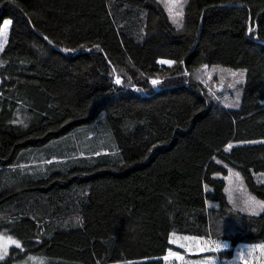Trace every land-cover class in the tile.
<instances>
[{
	"label": "trees",
	"instance_id": "1",
	"mask_svg": "<svg viewBox=\"0 0 264 264\" xmlns=\"http://www.w3.org/2000/svg\"><path fill=\"white\" fill-rule=\"evenodd\" d=\"M6 21L0 232L21 248L0 264H165L173 233L228 219L224 259L264 244L226 191L235 171L264 205V0H186L177 22L156 0H0ZM205 68L244 74L237 107ZM98 127L105 149L72 156Z\"/></svg>",
	"mask_w": 264,
	"mask_h": 264
},
{
	"label": "rangeland",
	"instance_id": "2",
	"mask_svg": "<svg viewBox=\"0 0 264 264\" xmlns=\"http://www.w3.org/2000/svg\"><path fill=\"white\" fill-rule=\"evenodd\" d=\"M156 1L166 10L171 21L177 22L182 19V10H184L186 0ZM6 22L8 26L5 27L4 23L0 32V54L8 42L11 30V22ZM235 74L236 75H233L232 72H227L225 70L205 68L200 73L199 79L203 80L206 87L212 90L216 96V100L222 105L237 107L242 94L245 76H241V73ZM100 132H103V129L98 127L90 134L85 133L84 138L80 134L74 135L73 141L70 143V145L75 144V148L72 150V156L77 158L78 155L83 156L85 152L91 149H97L98 151L105 149L100 148L104 147L105 142L101 140L100 137L96 136V134ZM88 136L91 143L86 139ZM86 142L89 143V147L81 146L85 145ZM82 148L86 149L82 150ZM71 149H67V153H69ZM59 158L60 157L55 156L56 160ZM60 164H65V159ZM47 168L48 166L43 164L35 168L31 167L29 168V174L44 172ZM226 191L228 202L233 206L234 210L231 209L230 218L238 215L236 212L243 215L248 214L250 216H257L264 212V205L251 195L245 186L243 178L235 171H231L228 175ZM228 220L225 221L223 226L219 224L215 226L212 225L208 234L204 237L173 233L170 236V245L172 248L167 253V259L164 258L165 264H264V244L238 243L237 247L234 248L233 258L229 260L224 259L222 254L230 251L232 248L231 242L226 239V236L240 232L237 225L232 228L234 231L228 230L226 228ZM0 236L4 237V241L0 242V246L6 249L7 254L2 259L5 260L9 256L10 251L18 247L8 244L7 240L10 237L9 235L0 232ZM12 239L16 240L14 238ZM17 242L20 244L19 248H21V243L19 241ZM225 244L227 245L226 249L222 251H213L217 245L223 248ZM170 253H176V256H171L169 255ZM40 260L42 259L28 258L23 264H32L33 262L34 264H41L39 262Z\"/></svg>",
	"mask_w": 264,
	"mask_h": 264
},
{
	"label": "snow or ice",
	"instance_id": "3",
	"mask_svg": "<svg viewBox=\"0 0 264 264\" xmlns=\"http://www.w3.org/2000/svg\"><path fill=\"white\" fill-rule=\"evenodd\" d=\"M7 26H8V24H7V22H5V27H7ZM160 63L161 64L172 65L174 62L172 60H161ZM233 75H236V74L233 73ZM243 75L244 74L241 73V76H243ZM115 83L116 84H120L121 83V80L120 79H116ZM151 83L153 85H157V84L160 83V81L152 80ZM3 241H4V237L3 236H0V242H3ZM7 242L10 245H15L18 248L20 247V244L16 240H13L11 237L8 238ZM226 248H227V245L226 244L223 246V248L220 245H217L216 248L213 249V251H222V250H224ZM6 254H7L6 249L4 247L0 246V260H2ZM169 255L176 256V253H170ZM177 258H180V257H177ZM165 259H167V257H165Z\"/></svg>",
	"mask_w": 264,
	"mask_h": 264
}]
</instances>
